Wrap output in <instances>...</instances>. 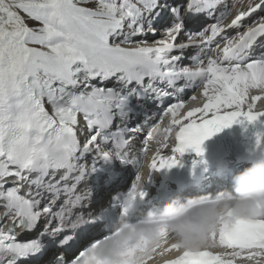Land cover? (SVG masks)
Masks as SVG:
<instances>
[{
    "label": "snow or ice",
    "instance_id": "snow-or-ice-1",
    "mask_svg": "<svg viewBox=\"0 0 264 264\" xmlns=\"http://www.w3.org/2000/svg\"><path fill=\"white\" fill-rule=\"evenodd\" d=\"M197 88L202 105L186 108ZM262 98L264 0H0V264H264V218L243 216L196 249L164 227L105 261L97 249L117 222L91 208L88 185L102 165L139 161L150 120L169 118L142 141L158 171L264 116ZM142 181L128 197L146 196Z\"/></svg>",
    "mask_w": 264,
    "mask_h": 264
},
{
    "label": "clouds",
    "instance_id": "clouds-1",
    "mask_svg": "<svg viewBox=\"0 0 264 264\" xmlns=\"http://www.w3.org/2000/svg\"><path fill=\"white\" fill-rule=\"evenodd\" d=\"M139 187L143 188V181ZM137 211L136 199L127 197L108 239L97 249L101 259L122 260L125 247L138 243L141 238L148 241L149 246L155 244L164 227L182 247L196 249L211 243V233L218 230L222 219L264 218V156L236 171L231 187L215 194L177 195L133 221L130 215Z\"/></svg>",
    "mask_w": 264,
    "mask_h": 264
},
{
    "label": "bare ground",
    "instance_id": "bare-ground-1",
    "mask_svg": "<svg viewBox=\"0 0 264 264\" xmlns=\"http://www.w3.org/2000/svg\"><path fill=\"white\" fill-rule=\"evenodd\" d=\"M195 51H196V49H188L187 50V52H193V53ZM187 52L185 53V59L182 61V63H184L186 65L189 64V59H188ZM181 83H183V81H181ZM200 93H201V89L198 88L197 93H196V95L198 97L197 101H202L203 100V97H202V95ZM186 94L187 93H185V95ZM252 94L255 95L257 93L254 90ZM259 103H262V106H264V98H262L260 101L257 102V105H256L257 109L259 108ZM196 106H199V103L196 104L194 107H196ZM143 119H144V117L141 116V117L138 118V121H143ZM134 122H137V121H134ZM137 154H138L137 151L133 152V155H137ZM88 159L91 160V157H89ZM252 162H253V160H250L248 162L236 163V170L235 171H238V170H240V169H242L244 167L249 166ZM104 166H110V168L113 169L115 172L122 171L124 176H128L129 173L131 172V167L129 168L128 165L124 167L123 165L119 164L118 162L115 163V164L109 163V164L102 165V167H104ZM100 175L101 174H99V175L93 174V176H92L94 178H98L99 179V185L101 186V188H98L99 186H95L96 191H98V192H96L95 197L99 198V201L103 202V204L106 205L107 202L109 201L110 193L114 190V188L118 184L120 178H117L110 185H106V179L101 178ZM91 178H90V180H91ZM224 182L225 181H222V183H224ZM92 206L94 207V204H92Z\"/></svg>",
    "mask_w": 264,
    "mask_h": 264
}]
</instances>
